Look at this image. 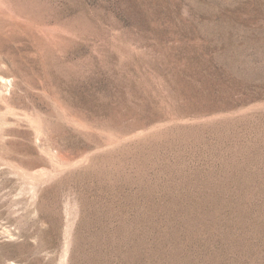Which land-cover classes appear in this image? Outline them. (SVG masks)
Masks as SVG:
<instances>
[{
    "label": "rangeland",
    "instance_id": "obj_1",
    "mask_svg": "<svg viewBox=\"0 0 264 264\" xmlns=\"http://www.w3.org/2000/svg\"><path fill=\"white\" fill-rule=\"evenodd\" d=\"M0 264H264V0H0Z\"/></svg>",
    "mask_w": 264,
    "mask_h": 264
}]
</instances>
